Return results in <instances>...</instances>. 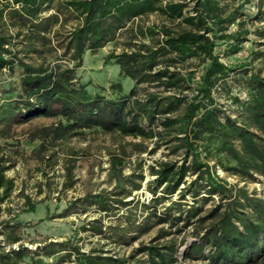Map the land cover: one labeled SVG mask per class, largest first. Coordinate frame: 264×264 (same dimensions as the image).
Here are the masks:
<instances>
[{
  "label": "trees",
  "instance_id": "trees-1",
  "mask_svg": "<svg viewBox=\"0 0 264 264\" xmlns=\"http://www.w3.org/2000/svg\"><path fill=\"white\" fill-rule=\"evenodd\" d=\"M242 6L238 0H0V72L12 74L19 68L18 93L8 104L11 119L14 123L38 116L65 119L28 133L30 139L42 140L40 149L44 140L55 143L78 130L99 127L140 138L132 143L137 151L145 148L144 140L155 137L157 144L162 140L171 154L180 157L149 166L147 190L152 197L148 204L137 200L148 213L142 218L131 213L117 236L123 241L125 232L132 231L129 241H134L155 227L157 231L131 254L101 248L81 251L68 240L44 242L35 249L22 243L13 247L20 241L16 233L20 225L0 219V264H22L24 258L29 259L27 264H45L42 255L62 250L73 252L75 264H174L176 243L165 238L190 225L197 240L184 250V258L208 264H264V197L244 186L228 185L216 173V165L202 161L199 152L207 144V155L214 154L225 171L242 179L264 177V69L254 65L264 64V23L253 29L247 26L262 21L264 12L259 5L256 14L247 17ZM150 15L156 20L146 23ZM235 22L236 28L229 31ZM119 37L120 50L108 52L104 61L118 65L133 85L114 99L91 95L76 73L83 55ZM247 41L254 45L248 60L236 66L222 61ZM196 71L194 85L189 75ZM233 78L239 83L237 93L230 86ZM242 91L248 94L246 99ZM221 96L229 98L227 105L219 101ZM17 155L14 145L0 144V214L4 205L11 209L17 189L14 178L6 174ZM131 183L130 190L120 186L109 194L121 196L117 202L122 205L131 204L122 196L138 190L141 182ZM200 193L204 200L213 196L218 200L202 211L194 206ZM174 194L175 207L158 213L156 204ZM186 195L192 204L183 208L180 201ZM78 201L102 212L112 208L109 197L88 194L72 200L64 213L75 210ZM36 203L24 194L21 208L10 218L33 211ZM100 222L93 219L82 229L104 234ZM139 254L146 259L135 260Z\"/></svg>",
  "mask_w": 264,
  "mask_h": 264
},
{
  "label": "rangeland",
  "instance_id": "rangeland-1",
  "mask_svg": "<svg viewBox=\"0 0 264 264\" xmlns=\"http://www.w3.org/2000/svg\"><path fill=\"white\" fill-rule=\"evenodd\" d=\"M238 3L243 4L242 11L247 17H253L259 5L264 12V0H238ZM249 6H255L256 10H248ZM155 20V16L150 15L145 22L150 23ZM263 23L264 18L262 21L248 23L247 26L253 29ZM235 28L236 22L231 25L229 31ZM250 38L253 39L254 36L250 35ZM122 41L123 38L119 37L96 51L88 50L84 53L82 66L76 70V73L80 83L85 84L87 92L91 95L100 94L108 99H114L127 93L132 87V79L121 75L118 65L104 61L108 52L120 50ZM221 45L224 47L223 44ZM253 48L251 41H247L243 43L240 51L223 56L222 61L228 66H236L249 59ZM254 65L262 66L264 69L263 63L255 62ZM18 76V67L12 74L7 71L0 72V144L14 145L18 150L15 166L6 172L8 176L14 178L17 189L10 205L11 209L8 210L4 205L0 214V219L18 222L20 225L16 230L20 241L14 243L13 247L22 243L30 249H35L44 242L68 240L72 245H77L81 251L101 248L118 255H129L140 241L147 243L155 235L157 227L134 241H129V237L135 232H125L123 241H118L117 235H120L123 228L128 225L131 213L132 216L140 215L141 218L148 213L147 210L143 212L137 200L148 204L152 197L147 190V182L151 179L149 166L154 165L156 160H180L179 153L171 154L162 140L157 144L159 140L155 137L144 140L145 148L137 151V147L132 143L140 141V138L123 137L116 132H104L99 127L78 130V134L55 143L49 142V139L44 140L43 149H40L42 140L40 138L32 140L28 133L58 119L63 121L65 119L62 116H38L26 122L14 123L8 112V104L15 102V96L18 93L16 90L19 83ZM189 81L194 85L197 83L198 71L189 75ZM229 82L232 86V93H237L238 81L233 78L229 79ZM219 101L227 105L229 98L221 96ZM8 149L14 150L13 148ZM207 149V144L199 149L202 161L216 165V173L228 185L244 186L248 192L255 190L264 197L263 176L254 174L251 179H242L232 171H225L217 164L214 154L207 155ZM132 174L134 176L131 178ZM140 174L143 175L142 180L138 178ZM194 177L195 175H192L186 179L190 180ZM131 181H136V183L140 181L141 186L138 190H132L130 195L122 196L123 201H132L131 204L122 205L117 202L121 196L109 193L120 186H125L127 190H130ZM98 193L109 197L112 203L110 210L98 211L96 205L78 201L75 210L64 213V209L72 200ZM24 194H29L37 201L35 209L20 211L17 216L10 218L21 208ZM202 198L203 194L200 193L194 200V206L201 207L202 211L210 209L218 200L216 196L209 200ZM174 201H177V194L157 203L158 213L165 207L173 206ZM180 203L183 204V208H186L192 204V198L186 195ZM97 218L101 221L104 234H98L89 228L82 229V226L88 227V223ZM181 224L182 222H179L178 225ZM175 228V226L172 227L171 232H174ZM1 237L0 235V239ZM165 239H172L176 243L177 261L174 264H208V261L204 259L184 258V250L197 240L193 234L192 225L179 233L170 234ZM139 258L146 259V255L139 254L135 260ZM42 259L45 264H75V255L71 251L62 250L52 255H42ZM28 262L29 259L24 258L22 264Z\"/></svg>",
  "mask_w": 264,
  "mask_h": 264
},
{
  "label": "built area",
  "instance_id": "built-area-1",
  "mask_svg": "<svg viewBox=\"0 0 264 264\" xmlns=\"http://www.w3.org/2000/svg\"><path fill=\"white\" fill-rule=\"evenodd\" d=\"M248 10L255 11L256 9H255V6H249V7H248ZM3 71H7V70L4 69ZM241 96H242V98H245V99H246L247 96H248V94H247L245 91H243Z\"/></svg>",
  "mask_w": 264,
  "mask_h": 264
},
{
  "label": "crops",
  "instance_id": "crops-1",
  "mask_svg": "<svg viewBox=\"0 0 264 264\" xmlns=\"http://www.w3.org/2000/svg\"><path fill=\"white\" fill-rule=\"evenodd\" d=\"M262 18H264V14H263Z\"/></svg>",
  "mask_w": 264,
  "mask_h": 264
}]
</instances>
